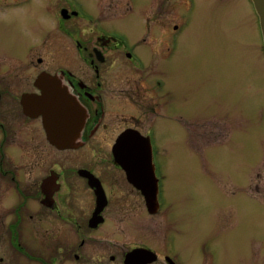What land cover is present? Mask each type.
Returning a JSON list of instances; mask_svg holds the SVG:
<instances>
[{
	"label": "flooded vegetation",
	"instance_id": "obj_1",
	"mask_svg": "<svg viewBox=\"0 0 264 264\" xmlns=\"http://www.w3.org/2000/svg\"><path fill=\"white\" fill-rule=\"evenodd\" d=\"M241 1L0 0V22L22 26L35 10L50 23L19 52L0 39L8 61L0 64V264H232L221 250L246 258L238 264H264V232L228 221L230 205L233 223L240 210L264 222V181L249 180L255 166L231 184L257 198L218 199L211 215L223 226L211 241L173 218L166 191L170 158L184 150L170 141L200 136L215 112L202 115L198 100L229 76V53L248 70L252 51L262 67L260 17ZM235 15L241 26L229 21ZM42 103L46 120L25 109ZM126 133L151 149L116 148ZM244 235L253 243L241 252L234 239Z\"/></svg>",
	"mask_w": 264,
	"mask_h": 264
},
{
	"label": "rangeland",
	"instance_id": "obj_2",
	"mask_svg": "<svg viewBox=\"0 0 264 264\" xmlns=\"http://www.w3.org/2000/svg\"><path fill=\"white\" fill-rule=\"evenodd\" d=\"M231 1L234 0H229V3ZM240 16L235 15L236 18L229 16V21L233 22L232 26L242 25L244 20ZM22 20L26 21L22 26L0 22V39L4 40L13 52H19V49L27 47L31 42L39 41L46 29L45 26L50 25L49 20H44L40 12L35 10L27 11L22 16ZM248 20V26L251 28V31L247 32L249 48L254 44L258 54V38L251 15ZM3 28H5L4 39L1 35ZM211 44L214 46V43ZM231 44L237 47L236 42H229V45ZM202 46L207 45L202 44ZM207 47L212 51L211 46ZM207 53L206 48L202 49V55ZM188 55L189 59L193 58L192 50ZM230 55L229 53V67L225 66L229 68V76L227 73L226 76L219 74L216 86L211 90L203 91L198 100L202 115L209 111V107L215 112L209 114V119H205L207 123L205 120L202 121L201 127L196 130L201 138L189 140L192 139L189 138L190 130L186 132L184 146L182 142L179 144L178 141H170V146L180 145V148H184L179 154L173 155L169 162L166 191L170 212L176 221H181L188 234L193 236L198 233L196 235L200 239L207 241H211L213 239L211 235L217 233L218 227L223 226V223L217 226L215 218L211 215L220 211L216 207L218 199L227 200L231 197L235 201L236 194H233V191L243 192L247 198H257L254 194L257 193L256 190L238 189L236 185L231 184V181L245 176L252 166L255 168L251 170L249 180H259L257 175L260 174L264 181V168L259 169L258 163L259 155L264 153V58L258 55L262 67H257L253 63L257 59L254 60L256 54L250 51L247 70L246 65H239L238 58ZM189 59L186 60V65L192 64V60ZM3 62L8 61L0 51V64ZM242 63L245 61L243 60ZM225 67L222 65L221 69ZM186 78H189L188 73ZM240 214H244L241 220L237 222L234 215L236 221L233 223L229 205L228 221L233 230L259 229L264 232L262 220L253 219L246 210H240ZM234 240L240 243L241 252L253 243L248 241L245 235L235 237ZM221 254L232 264L246 260L243 256L239 259L231 250L229 253L221 250Z\"/></svg>",
	"mask_w": 264,
	"mask_h": 264
},
{
	"label": "water",
	"instance_id": "obj_3",
	"mask_svg": "<svg viewBox=\"0 0 264 264\" xmlns=\"http://www.w3.org/2000/svg\"><path fill=\"white\" fill-rule=\"evenodd\" d=\"M252 2H253L254 6H255L258 14H259L260 22H261V28H262L263 35H264V0H252ZM31 101H33V100L31 99ZM33 104H35V103L33 102ZM44 104L45 103H42V105H32V106H29V107L25 106V109L31 115H33V114L34 115L42 114V116L46 120V118L49 117L50 107L48 105L44 106ZM127 137H128L127 133L123 134V137L120 140H118V142L116 144V148L124 146V145L140 143V145L142 144L140 146V148L151 149L150 144L143 143L142 141H137V139H136L135 143H133V140H127ZM142 189H143V191L145 192V194L147 196V188L143 187Z\"/></svg>",
	"mask_w": 264,
	"mask_h": 264
}]
</instances>
